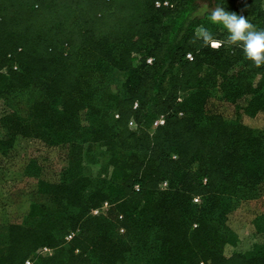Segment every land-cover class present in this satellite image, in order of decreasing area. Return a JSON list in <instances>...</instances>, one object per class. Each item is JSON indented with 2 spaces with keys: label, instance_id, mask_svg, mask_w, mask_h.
<instances>
[{
  "label": "trees",
  "instance_id": "1",
  "mask_svg": "<svg viewBox=\"0 0 264 264\" xmlns=\"http://www.w3.org/2000/svg\"><path fill=\"white\" fill-rule=\"evenodd\" d=\"M217 5L264 28V0H0V99L42 90L31 114L43 120L36 134L69 148L67 180L38 182L30 210L38 221L8 228L0 264H127L145 252L147 264H264V247L226 256L233 239L217 220L225 198L255 199L264 181V66H251L238 48L193 42L199 25L225 38L208 22L207 8ZM224 55L235 69L223 77L231 80L226 98H250L238 122L210 109L203 79ZM116 72L127 95L91 105L88 77ZM49 99H59L61 111ZM85 109L91 128L82 125ZM28 117H1V153L18 136H33ZM103 148L107 164L88 176L85 161ZM106 202L105 213L92 214ZM42 247L54 253L35 256Z\"/></svg>",
  "mask_w": 264,
  "mask_h": 264
},
{
  "label": "rangeland",
  "instance_id": "2",
  "mask_svg": "<svg viewBox=\"0 0 264 264\" xmlns=\"http://www.w3.org/2000/svg\"><path fill=\"white\" fill-rule=\"evenodd\" d=\"M230 57L224 55L215 57L205 67L203 79L212 88L210 109L221 113L228 121L238 122L243 110L250 98L242 97L237 101L226 98L225 91L229 88L230 79L224 80V75H233L235 70L227 63ZM136 65H139L136 62ZM92 87V95L88 96L91 105L106 108L112 103L109 94L113 93L125 97L127 91L123 86L124 77L120 72L110 75L93 73L88 77ZM45 98L42 90L29 89L19 91L10 99H0V119L7 113L17 112L29 116V126L33 132L31 137L18 136L15 139L13 151L8 157L0 156V227H6L7 222H15L26 226H35L38 219L28 217V207L35 199H38L37 190L40 180L60 183L67 180L66 166L68 163L69 148L66 144L49 145L36 134L43 125L42 119L32 120L33 105ZM48 102L55 111H61L59 99H49ZM82 125L91 128L95 125L90 112L85 109L81 112ZM37 123V124H33ZM6 134L0 126V139H5ZM105 149H99V158L95 161L86 160L84 163L85 173L95 177L107 164L108 157L104 154ZM94 157V155H93ZM97 157V154H96ZM5 158V159H4ZM25 201L18 208L15 200ZM41 202L44 199L40 200ZM223 208L217 213V220L228 230L232 239L224 249L226 256L241 253L252 256L264 247V232H258V225L264 229V181L260 187V194L255 199L238 200L224 199ZM19 210V216L16 212ZM7 215L9 218H3ZM259 223V224H257ZM261 223V224H260ZM6 225V226H4ZM5 238L0 240V247L6 243ZM2 234V232H1ZM259 248V249H258ZM148 252L142 254L136 260L127 264H147Z\"/></svg>",
  "mask_w": 264,
  "mask_h": 264
},
{
  "label": "clouds",
  "instance_id": "3",
  "mask_svg": "<svg viewBox=\"0 0 264 264\" xmlns=\"http://www.w3.org/2000/svg\"><path fill=\"white\" fill-rule=\"evenodd\" d=\"M207 11L208 22L219 27L225 33V38L217 39L208 27L199 25L194 31V43L200 42L201 47L212 49L222 46L233 50L238 48L251 66H264V28H257L245 16L229 12L220 5L208 7Z\"/></svg>",
  "mask_w": 264,
  "mask_h": 264
},
{
  "label": "built area",
  "instance_id": "4",
  "mask_svg": "<svg viewBox=\"0 0 264 264\" xmlns=\"http://www.w3.org/2000/svg\"><path fill=\"white\" fill-rule=\"evenodd\" d=\"M157 5H158V6H161V3L158 2ZM164 5L169 6L170 3H169L168 1H166V2L164 3ZM135 57H136V62H138V63L140 64V61H141L142 55H141V54H136ZM187 59L190 60V61H193V60H194V55H193L192 53H188V54H187ZM153 61H154V59L151 58V57H149V58L147 59V62H148L149 64H153ZM135 107H138V103L136 104ZM116 117L119 118V115H116ZM164 123H165V119H164L163 117H161V118L157 121L156 126L159 125V124H164ZM132 126H133V127H136L135 123H132ZM167 187H168V182H164V183L161 185V188H162V189H166ZM194 202L197 203V204L200 203V202H201V198H200V197H196V198L194 199ZM109 207H110L109 203L106 202L102 207H100V208L94 210L92 214H93V215H100V214H102V213H105V212L109 209ZM75 234H76V232H71V233L67 236V240H68V241L71 240V239L75 236ZM53 253H54V249L49 248V247H42V248H40V249L37 251V253L35 254V256H36V255H37V256H51ZM33 262H34L33 258H30V259L26 262V264H33Z\"/></svg>",
  "mask_w": 264,
  "mask_h": 264
},
{
  "label": "crops",
  "instance_id": "5",
  "mask_svg": "<svg viewBox=\"0 0 264 264\" xmlns=\"http://www.w3.org/2000/svg\"><path fill=\"white\" fill-rule=\"evenodd\" d=\"M13 151V148L10 150V152L8 153V154H3V153H1L0 152V156H3V157H8L9 155H11V152ZM5 159V158H4ZM15 202L17 203V205H18V208H20V205H22L23 203H25V201L23 200V201H20V200H15ZM31 205H32V203L29 205V209H28V217L30 216V210H31ZM19 210L15 213L16 214V216L18 217L19 216ZM3 218H9V217H11V215L10 216H7V215H4V216H2ZM12 224H19V223H15V222H7V226L6 225H4V226H6V227H3V226H1L0 227V240H3V238H5V232L3 233V231H5V229H6V234H7V232H8V228L12 225ZM21 225V224H20ZM1 232H2V234H1Z\"/></svg>",
  "mask_w": 264,
  "mask_h": 264
}]
</instances>
